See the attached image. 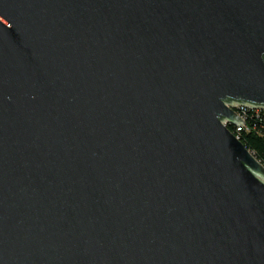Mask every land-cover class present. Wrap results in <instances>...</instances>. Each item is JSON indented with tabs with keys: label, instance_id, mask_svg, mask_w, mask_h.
<instances>
[{
	"label": "water",
	"instance_id": "water-1",
	"mask_svg": "<svg viewBox=\"0 0 264 264\" xmlns=\"http://www.w3.org/2000/svg\"><path fill=\"white\" fill-rule=\"evenodd\" d=\"M264 0H0V264H264Z\"/></svg>",
	"mask_w": 264,
	"mask_h": 264
},
{
	"label": "trees",
	"instance_id": "trees-1",
	"mask_svg": "<svg viewBox=\"0 0 264 264\" xmlns=\"http://www.w3.org/2000/svg\"><path fill=\"white\" fill-rule=\"evenodd\" d=\"M254 119V128L249 131L238 132L240 143L251 152L254 158L264 166V112L258 114ZM228 130H232L229 127Z\"/></svg>",
	"mask_w": 264,
	"mask_h": 264
},
{
	"label": "built area",
	"instance_id": "built-area-1",
	"mask_svg": "<svg viewBox=\"0 0 264 264\" xmlns=\"http://www.w3.org/2000/svg\"><path fill=\"white\" fill-rule=\"evenodd\" d=\"M224 106L226 108L232 110L234 112V114L243 121V124L241 126H238L235 123H231L226 118H223L222 119L223 122L220 121V123L224 127H226L227 129L229 127H232V130H229V131H230V133L233 134V136L238 141H239V139H238V132H240V131H249L250 129H253L254 128L255 124H254V119L252 118V115L255 118H258V114L264 112V106H261V105H253V104H250L248 106L247 104H242L240 102H235V104H233L232 106L229 105V104H227V103H224ZM249 153L251 154L250 151H249Z\"/></svg>",
	"mask_w": 264,
	"mask_h": 264
}]
</instances>
